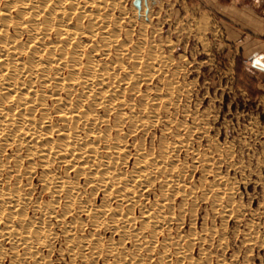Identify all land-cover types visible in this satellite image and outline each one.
<instances>
[{"label": "rangeland", "instance_id": "rangeland-1", "mask_svg": "<svg viewBox=\"0 0 264 264\" xmlns=\"http://www.w3.org/2000/svg\"><path fill=\"white\" fill-rule=\"evenodd\" d=\"M103 1L106 6L98 10L96 15L99 18L104 14L101 19L105 28H100L101 24L94 25L95 35L90 41L92 45H101V38L113 33L120 36L119 43H125L129 51L138 45L144 57L162 55L157 63L162 71L151 73L150 80L140 84L138 93L127 92L126 97L138 104L145 94L147 111H151L150 98L159 97L165 101L166 97L172 96L171 102L160 106L157 120L148 127L143 145L147 147L153 142L156 146L160 137L167 142L180 141L181 147L172 152L168 160L172 157L173 160L176 156V160L181 162L178 161V164L181 168L184 167L185 183L192 193L185 199L178 194L164 204L172 206V211L179 219H175V216L162 229L163 233L157 237L158 244L151 252L146 247V239H141L139 245L132 239L121 243L118 231L104 226L93 228L91 215L82 212L76 203L66 209L68 212L65 215V224L57 223L55 218L42 217L39 212L33 211V206L50 204L55 198L50 191L42 188L39 176L44 168L39 159L35 158L32 171L26 172L30 161L22 157V164L18 163L19 172H14V158L17 154H23L22 151H16L15 146L5 147L4 150L0 148V162L4 163L3 170L0 171L2 183L8 184V181L13 185L14 180H20L17 182L18 186L31 193L32 206L26 210L24 221L41 217L43 221L50 222V227L55 231L52 247L41 248L40 256L47 262L45 264H71V260L72 264H118L115 263L113 254L108 252V246H111L116 250L114 253L124 251L126 260L130 259L128 264H188L187 259L179 258L176 253V248L184 241L190 245H187V248L190 247L188 253L192 256V263L189 264H202L205 259H208V264H264V72L258 71L259 68L252 65L253 59L261 60L264 55L249 57L242 54L243 49L240 47H246L252 38L243 34L246 37H242L241 41L231 40L222 26L219 12H216L210 0H139V7L134 4L137 0ZM4 2L0 0V8ZM88 6L85 10L92 11L93 7ZM14 13L11 15L14 16ZM88 21L89 18L84 17L79 24L76 17L70 18L71 26L77 27L78 24L85 30ZM11 32L10 29L9 33ZM87 37L85 32L80 35L82 41H87ZM89 50L90 47L87 48ZM94 56L100 59L98 53ZM113 56L111 53V58L107 61L114 59ZM122 60L128 62L127 56L122 55ZM59 96L63 98L65 93L61 92ZM51 101L50 98L46 102L52 115L50 121L57 124L59 121L54 112L56 105ZM96 110L98 115H104L101 109ZM122 125L119 135L124 136L127 124ZM143 133L144 131H137L126 135L123 145L127 159L123 158L120 170L129 172L132 169L136 146ZM184 146L188 147L187 151ZM102 153L105 151L102 150ZM65 168L66 166L59 165V170L63 171ZM73 175L74 170L70 172V176ZM219 177L222 178L221 186H217ZM77 182L87 192L86 197L91 206L93 205L92 210L98 212L103 191L85 184L84 175H79ZM159 186V181L154 180L150 186L140 191V206L148 208L155 203L159 204L156 201L161 195ZM218 187L224 190L223 198L219 201L215 197ZM64 203L63 198L54 203L53 210L56 215L64 212ZM182 203V208H179ZM110 204L115 203L111 201ZM139 209L138 206L132 209L135 217L139 216ZM69 222H72L70 226L73 243L89 235L90 243H100L101 250L97 256L92 255L90 249L81 247L82 251L78 242L76 248L79 252L82 251L84 259L73 258L67 252L65 244L68 242H65L67 235L64 228ZM162 240L170 241L166 242L164 251L160 248ZM0 244L3 248L6 247V254L0 259V264H10V257L15 253L19 257V264H34V259L20 254L23 252L21 248L15 249V252L10 249L8 241L1 239ZM163 257L167 259L162 260Z\"/></svg>", "mask_w": 264, "mask_h": 264}, {"label": "bare ground", "instance_id": "bare-ground-1", "mask_svg": "<svg viewBox=\"0 0 264 264\" xmlns=\"http://www.w3.org/2000/svg\"><path fill=\"white\" fill-rule=\"evenodd\" d=\"M4 1L0 8V148L4 150L5 147L15 146L16 151H22L23 154H17L14 158V172L20 168L18 163L22 157L30 161L26 172L32 171L35 158L39 159L44 168L39 176L42 188L50 191L55 198L50 204L33 206V211L39 212L42 217L55 218L57 223L65 224V215L68 212L66 209L76 203L82 212L91 215L93 228L104 226L118 231L121 243L132 239L138 244L141 239H146V247L150 251L153 250L158 244L157 237L162 229L176 216L172 211L173 207L164 204L178 194L185 199L192 193L185 183L184 167L179 166V160H176L178 158L174 155L173 160V157L168 160L171 153L181 147L180 141L167 142L159 136L156 146L150 141L147 147L143 145L146 131L156 122L160 106L171 102L172 96L166 97L165 101L159 97L150 98L151 111H147L145 94L138 104L126 97L127 92L138 93L140 84L150 80L151 73L162 71L157 66L158 58L162 55L158 54L154 58L144 57L138 45L129 51L125 43H119L120 36L113 33L101 36V45H92L90 41L95 35L94 25L101 24L100 28H105L101 19L104 14L99 18L96 15L98 10L106 6L103 0ZM88 5L93 7L92 11L85 10ZM12 12H15L14 16L11 15ZM72 16L79 20V24L84 17H88L87 29H82L78 24L77 27L71 26ZM84 32L88 36L87 41L80 39ZM95 53H98L100 59L94 56ZM111 53L114 59L107 61L111 58ZM122 55L127 56L130 63L124 62ZM61 92L65 93V97L59 96ZM50 98L51 103L56 105L54 112L59 121L57 124L50 121L52 115L46 104ZM96 109H101L104 115H98ZM124 123L127 124L126 135L144 131L140 140L137 139L139 142L138 146L135 145V158L129 172L119 169L123 158L127 157L124 155L123 145L126 135H119ZM184 147L187 151L188 147ZM102 150L105 153H102ZM2 162L0 171L4 167ZM59 165L66 168L61 171ZM73 170L74 175L70 176ZM79 175L85 176V184L103 191L98 212L92 210L93 205L91 206L86 197L87 192L78 184ZM221 179L218 178L217 186H221ZM154 180L160 184L161 195L160 199L156 200L159 204L155 203L148 208L140 206V191L150 186ZM17 182L14 180L13 185L8 181V184H3L0 179V239L8 241L11 247L9 248L15 252V249L21 248L23 252L20 254L25 258L34 259V264H45L47 262L40 256V249L52 247L55 231L50 227V222L43 221L40 216L37 220L24 221L26 210L32 206V197L31 193H26ZM222 188H217L215 197L218 201L224 195ZM59 198L64 199L65 210L56 215L53 207ZM111 201L115 204H110ZM183 204H180L179 208H182ZM154 205L157 206L152 208ZM135 206L140 207L138 217L132 213ZM175 219H179V216ZM71 223L66 224L64 228L67 235L65 242H68L65 244L67 252L73 258H83V247L90 249L92 255L97 256L101 250L100 243H90L88 238L91 235L77 239H81L77 241L79 245L77 242L73 243ZM168 240L166 242L169 243ZM187 240L190 241L189 238ZM166 242H161L160 248H163V251ZM77 245L82 251L77 250ZM187 245L183 241L176 248V253L179 258L187 259L189 264L192 263V256L188 253L190 247L187 248ZM5 248L0 244V259L6 254ZM108 248L115 263L130 262L129 257L128 261L126 260L124 251L114 253V247ZM10 258V264H19L16 253ZM206 260L208 259L203 260L202 264H208ZM70 262L72 264L73 261Z\"/></svg>", "mask_w": 264, "mask_h": 264}, {"label": "crops", "instance_id": "crops-1", "mask_svg": "<svg viewBox=\"0 0 264 264\" xmlns=\"http://www.w3.org/2000/svg\"><path fill=\"white\" fill-rule=\"evenodd\" d=\"M210 1L216 12H219L222 26L231 40L241 41L246 35L252 38L246 47H240L243 49L242 54L249 57L256 54L264 55V0ZM256 63L260 69L258 71L264 72V56L261 60L257 59Z\"/></svg>", "mask_w": 264, "mask_h": 264}, {"label": "water", "instance_id": "water-1", "mask_svg": "<svg viewBox=\"0 0 264 264\" xmlns=\"http://www.w3.org/2000/svg\"><path fill=\"white\" fill-rule=\"evenodd\" d=\"M134 4L139 7V0L135 1ZM252 65L257 67L256 61L252 60Z\"/></svg>", "mask_w": 264, "mask_h": 264}]
</instances>
